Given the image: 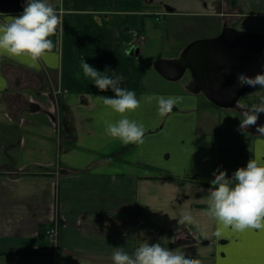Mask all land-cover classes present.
<instances>
[{
	"label": "crops",
	"instance_id": "0c3cea01",
	"mask_svg": "<svg viewBox=\"0 0 264 264\" xmlns=\"http://www.w3.org/2000/svg\"><path fill=\"white\" fill-rule=\"evenodd\" d=\"M158 1L47 0L63 26L49 37L53 50L36 67L0 56V264H112L113 248L132 254L146 242L201 264H264V229H223L204 214L213 174L231 177L250 159L264 161V135L240 127L239 107L190 93V74L160 77L145 32L151 17L231 27L264 0ZM133 46L138 56L127 55ZM83 60L123 75L121 87L140 101L129 119L143 125V144L106 135L105 121L120 117L96 97L114 93L93 85ZM161 96L183 99L162 117ZM189 210L194 222L181 223ZM58 216L55 249L45 231Z\"/></svg>",
	"mask_w": 264,
	"mask_h": 264
},
{
	"label": "clouds",
	"instance_id": "9594fccd",
	"mask_svg": "<svg viewBox=\"0 0 264 264\" xmlns=\"http://www.w3.org/2000/svg\"><path fill=\"white\" fill-rule=\"evenodd\" d=\"M6 20L0 23V56L11 59H27L31 67L54 48L49 37L63 30L61 17L47 0H25L23 11L18 16L0 13ZM83 73L93 81L100 91L111 90L113 97L98 96L96 99L110 108L120 117L115 121H105V133L113 139H119L125 145L143 144L145 130L142 124L129 119V114L140 106L134 91L121 87L123 75L109 76L107 71L101 73L88 63L82 61ZM237 84L264 89V73L253 77L238 74ZM183 97H159L158 113L167 116ZM243 123L240 127L257 125L259 117L264 114V97L258 104L238 105ZM258 132L264 134V125L258 127ZM210 188L207 208L204 214L216 220L223 229L231 228L242 232L246 229H264V161L250 159L246 167L238 168L231 177L225 171L214 173ZM181 223L191 224L194 218L187 211L181 218ZM220 235V231L216 232ZM112 264H201L196 257L185 252L169 250L161 243L148 242L137 247L132 254L122 247L113 248Z\"/></svg>",
	"mask_w": 264,
	"mask_h": 264
},
{
	"label": "water",
	"instance_id": "95a60500",
	"mask_svg": "<svg viewBox=\"0 0 264 264\" xmlns=\"http://www.w3.org/2000/svg\"><path fill=\"white\" fill-rule=\"evenodd\" d=\"M25 0H0V13H16L23 10ZM138 47H130L128 56H138ZM154 71L170 82L181 80L189 72L191 80L187 90L192 94L202 93L214 106L235 109L242 96L253 88L237 84L238 74L249 77L264 73V36L232 27L208 39H199L187 44L175 59H156ZM240 111V109H239ZM241 112V111H240ZM264 125L261 114L257 125L249 126L254 134Z\"/></svg>",
	"mask_w": 264,
	"mask_h": 264
},
{
	"label": "rangeland",
	"instance_id": "374dc122",
	"mask_svg": "<svg viewBox=\"0 0 264 264\" xmlns=\"http://www.w3.org/2000/svg\"><path fill=\"white\" fill-rule=\"evenodd\" d=\"M183 6V3H180L177 9L180 10ZM160 18L159 21L154 17L146 18L145 20L151 24V27L149 26L145 30L146 35L149 37L147 49L149 50L150 59H170L175 57L178 50L196 41L197 38V40L213 38L222 30V27L214 29L216 27L215 23L209 21L204 26H198V24L188 18H175L174 20H170L169 17ZM231 23V27L236 31L257 33L264 36V9L255 8L252 12L245 11ZM188 78L189 72L182 79L187 81ZM263 96L264 89L253 88L242 96L238 103L239 105L243 103L251 106L258 104V100Z\"/></svg>",
	"mask_w": 264,
	"mask_h": 264
},
{
	"label": "built area",
	"instance_id": "2783aa9c",
	"mask_svg": "<svg viewBox=\"0 0 264 264\" xmlns=\"http://www.w3.org/2000/svg\"><path fill=\"white\" fill-rule=\"evenodd\" d=\"M60 16V13H58ZM51 192L53 194L56 193V183L51 185ZM61 223V220L58 217H55L51 226L46 230V235L50 239L52 245L56 248L58 245V240H59V225Z\"/></svg>",
	"mask_w": 264,
	"mask_h": 264
},
{
	"label": "flooded vegetation",
	"instance_id": "af4514ba",
	"mask_svg": "<svg viewBox=\"0 0 264 264\" xmlns=\"http://www.w3.org/2000/svg\"><path fill=\"white\" fill-rule=\"evenodd\" d=\"M238 108V107H237ZM236 109V108H235Z\"/></svg>",
	"mask_w": 264,
	"mask_h": 264
}]
</instances>
